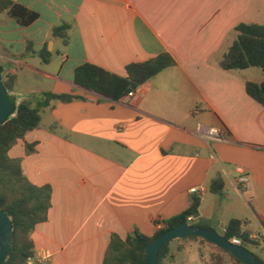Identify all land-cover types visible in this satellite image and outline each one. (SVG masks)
Returning <instances> with one entry per match:
<instances>
[{
  "label": "crops",
  "instance_id": "0c3cea01",
  "mask_svg": "<svg viewBox=\"0 0 264 264\" xmlns=\"http://www.w3.org/2000/svg\"><path fill=\"white\" fill-rule=\"evenodd\" d=\"M12 1L37 18L20 26L0 12L8 98L16 101L17 89L37 75L47 90L34 92L35 101L43 92L81 97L44 109L39 126L8 152L32 185L51 190L47 218L30 236L34 255H50L41 264H103L113 236L151 237L193 196L199 217L190 223L223 232L238 220L264 238V107L245 91L264 76L219 67L235 27L264 26V0ZM63 24L70 26L66 42L53 36ZM161 54L174 65L136 88L128 103L73 84L82 64L124 77L126 66ZM198 124L220 130V140L199 136ZM235 167L249 176L248 189L236 182ZM217 180L222 190L213 194ZM254 252L264 263V245Z\"/></svg>",
  "mask_w": 264,
  "mask_h": 264
},
{
  "label": "trees",
  "instance_id": "16d2710c",
  "mask_svg": "<svg viewBox=\"0 0 264 264\" xmlns=\"http://www.w3.org/2000/svg\"><path fill=\"white\" fill-rule=\"evenodd\" d=\"M4 10H7L8 15L20 26H27L37 18L36 14L12 0H0V12ZM69 29L70 26L66 24L55 27L53 36L66 42ZM235 32L236 38L223 55L219 67L226 72L256 68L264 76V26L240 24L235 27ZM49 57L50 54L46 50L45 54L40 56L44 63L48 62ZM173 65L174 60L168 54H161L146 62L126 66V75L123 77L86 63L74 70L73 84L86 92L118 102L129 92ZM3 85L6 93L12 90L13 83L10 78L3 81ZM245 91L252 100L264 107V82L257 84L248 81L245 83ZM76 99H81V97L43 92L35 103L20 102L14 112L0 125V211L9 218L12 224L11 248L3 264H34L30 263L35 256L30 236L35 226L46 220L51 194L49 186L32 185L24 177L19 162L11 159L8 152L18 140L39 126L44 109L50 107L52 103H68ZM221 190L222 184L219 180L210 187V192L213 194H218ZM199 206V197L193 196L182 213L157 223L159 227L151 237L139 232H134L125 240L113 236L105 253L103 264H143L146 258L145 248L159 235L181 223L213 230L207 225L192 224L191 220H188L199 213ZM221 236L228 241L233 237L237 238L240 240L241 247L259 259L253 251L264 245V238L251 237L250 233L242 230L240 221L230 220ZM188 240L208 243L196 237L176 239L175 241L180 244L176 246L175 251L184 250L186 244L183 242ZM169 243L159 251L158 264L175 263L176 254L170 253ZM214 247L217 252L210 254L207 259L204 258L201 249L197 248L199 257L205 264H229L226 257L232 261L230 264H242L227 251Z\"/></svg>",
  "mask_w": 264,
  "mask_h": 264
},
{
  "label": "water",
  "instance_id": "95a60500",
  "mask_svg": "<svg viewBox=\"0 0 264 264\" xmlns=\"http://www.w3.org/2000/svg\"><path fill=\"white\" fill-rule=\"evenodd\" d=\"M15 110L10 102L1 78L0 69V125L11 115V111ZM199 214L193 216L197 219ZM11 232L12 224L9 218L0 211V264H3L10 252L11 248ZM187 237H196L207 241L208 243L230 253L236 260L242 264H264L260 259L255 257L245 248L234 245L226 240L223 236L216 233L214 230L200 228L194 225L181 223L174 228H171L159 235L146 248V258L143 264H158V254L161 248L167 243Z\"/></svg>",
  "mask_w": 264,
  "mask_h": 264
},
{
  "label": "rangeland",
  "instance_id": "374dc122",
  "mask_svg": "<svg viewBox=\"0 0 264 264\" xmlns=\"http://www.w3.org/2000/svg\"><path fill=\"white\" fill-rule=\"evenodd\" d=\"M253 71H256V73L258 74V76L261 77V72L258 69H253ZM46 84L47 82L40 76H32V78L30 80L27 81V84L25 85H21L17 91H16V98L17 100L14 101L13 99H11V94L8 93L9 98L11 103H13V107L15 108L18 104L19 98L20 96H24V100L30 103H34L35 99H34V92H36L37 90H47L46 88ZM14 112V110L12 109L11 114ZM216 233H218L219 235H222V231L220 229H216ZM186 244V247L184 250L180 251V252H176V256H175V263L174 264H205L204 261H202L199 257V253L197 248H200L201 251L203 252V256L204 258H209L210 254L212 253H216V249L213 245L208 244V243H203L201 241H185L183 242ZM177 244V242L171 241L169 243V248L170 249H174L175 245ZM254 252V251H253ZM256 254V256H258L260 259L261 257L259 255H257L256 252H254ZM227 263H231L232 261L226 257Z\"/></svg>",
  "mask_w": 264,
  "mask_h": 264
},
{
  "label": "built area",
  "instance_id": "2783aa9c",
  "mask_svg": "<svg viewBox=\"0 0 264 264\" xmlns=\"http://www.w3.org/2000/svg\"><path fill=\"white\" fill-rule=\"evenodd\" d=\"M135 90H132L131 92H129L126 96H124L120 101L123 103H128L129 101H131L132 98H134L135 96ZM196 133L199 136L204 137L205 139H207L208 141L211 142H216L219 141L221 138V132L220 130L213 128V127H204L200 124H198L196 126ZM212 157H214L212 155ZM235 174H236V182L238 183V185L242 188V189H248L249 187V176L245 173L244 169L242 167H235L234 169ZM191 193L193 194H198L199 191L196 189H191L190 190ZM192 218H188V220H191ZM224 232V230H223ZM252 237V236H251ZM230 243L234 244V245H239L240 246V240H238L237 238L233 237L231 240H229ZM50 258L49 254H43V255H35L33 261H31L30 263H34V264H41L44 261H48Z\"/></svg>",
  "mask_w": 264,
  "mask_h": 264
}]
</instances>
